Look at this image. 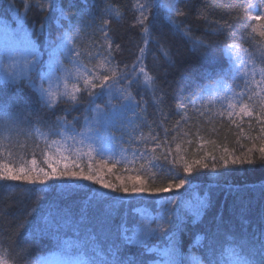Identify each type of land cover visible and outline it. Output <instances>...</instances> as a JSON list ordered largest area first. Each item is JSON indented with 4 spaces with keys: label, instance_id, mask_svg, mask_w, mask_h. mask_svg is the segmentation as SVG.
<instances>
[{
    "label": "trees",
    "instance_id": "16d2710c",
    "mask_svg": "<svg viewBox=\"0 0 264 264\" xmlns=\"http://www.w3.org/2000/svg\"><path fill=\"white\" fill-rule=\"evenodd\" d=\"M12 2L0 0V29L16 32L18 41L26 38L41 54L40 62L28 74L35 87L26 78L7 81V87L0 80L2 94L10 95L20 85L35 111L34 100L41 95L37 90L38 78L49 63L53 68H69L71 64L81 68L82 77L75 83L77 100L84 91L85 79L98 83V77H111L113 71L126 72L137 80L139 88L133 85L129 89L127 79L121 80L118 87L140 102L143 119L134 121L139 127L133 141H129L127 132L122 139H111L107 127L115 131L122 120L126 123L131 116L121 113L119 93L114 91L111 105L106 107L98 125L107 148L85 153L72 128L86 129L85 117L92 120L96 113L90 108L65 111L75 107L74 103H66L68 95L57 94L53 100L44 98L48 101L46 110L40 113L44 123L35 122L33 116L31 124L21 123L11 131L0 127V172L5 168L50 170L47 158L51 157L53 161L61 160L60 167L75 161L85 172L103 168L102 174H107L110 169L107 178L112 183H117L116 176L138 175L148 188L166 191L125 194L105 189L110 195L99 197L95 190L100 185L70 190L59 181L50 180L45 181L48 187L37 192L35 188L39 185L0 179V260L5 264H23L16 258L20 248L8 245L27 239L33 241L28 256L33 264H89V258L96 254L94 249L107 254L108 241L101 231V222L107 216L105 228L113 232L121 223L127 227L129 236L137 231L153 230L144 242L133 246V251L147 264H165L170 239L187 264H195L203 258L209 231L215 232L217 218H222L221 234L217 237L221 242L218 255L223 258V264H237L238 254L229 252L235 245L228 237L238 239L245 231H256L259 216L264 212V162L260 161L259 152L264 147V111L261 110L264 96L256 97L248 92L239 104L226 105L210 91L216 86L242 85L241 75L232 64L233 50L242 52L258 68H264V63L257 59L259 48H264V23L254 20L251 25L242 23L245 0H175L174 8L168 7V0H158L159 9L145 8L150 0H89L90 14L84 17V23L72 21L79 29L71 32L72 43L81 53L76 63H70L66 48L49 49L44 35L25 36L16 23L17 10L9 8ZM14 2L23 14L22 0ZM28 2L36 3V0ZM41 2L46 4L48 0ZM60 3L68 18L60 24L66 25L73 16H79V4L70 7L69 0ZM259 14L255 10L247 13L250 17ZM43 15L36 8L29 11L24 31L31 29L33 23L39 27ZM144 16L151 23L142 27ZM49 30L50 38L55 39L58 31L55 18L49 21ZM196 40L219 42V48L210 57H204L194 44ZM164 52L168 53L167 57ZM142 71L151 79L146 80ZM221 72L228 75L221 79L218 75ZM182 75L187 79H182ZM107 100L105 94L95 103L104 106ZM245 106L247 112L241 110ZM52 127L59 130L58 135L51 134ZM116 136L120 138L121 133L116 131ZM58 142L63 148L59 153L54 149ZM249 149L256 163L242 167L229 163L225 168L221 157L229 162L235 157L247 158ZM65 157L68 159H61ZM185 161L200 163L192 164V171L184 173ZM177 176L186 178L179 189L174 187L179 182ZM206 194L210 206L197 217V202ZM242 208L245 209L243 220ZM26 218L32 224L21 228ZM91 235L96 236L95 241L89 238ZM116 235L118 238L119 234ZM78 242L80 246H75Z\"/></svg>",
    "mask_w": 264,
    "mask_h": 264
},
{
    "label": "snow or ice",
    "instance_id": "6c2138e0",
    "mask_svg": "<svg viewBox=\"0 0 264 264\" xmlns=\"http://www.w3.org/2000/svg\"><path fill=\"white\" fill-rule=\"evenodd\" d=\"M24 5V13L21 14L17 9V6L13 0L12 3L9 4L10 9L17 10L16 23L23 31L25 36L30 34H35L37 36L44 35L47 41V45L49 49H54L57 47H64L67 49V55L71 57L70 63L79 62V58L81 53L78 52L76 46L72 43L74 39L71 37V32L75 29L79 31L76 24H73L72 21H78L79 23H84V17L90 14V5L89 0H69V6H75L77 4L80 5L78 8L79 16H73L71 20H68L66 25L60 24L61 20H67V15L65 9L62 7L60 0H48V2L42 3L41 0H36V3H29L28 0H22ZM175 0H168V7L174 8ZM154 8L159 9L161 7V3L158 0H150L148 5H145V8ZM33 8H36L37 11L44 13L41 17L39 27L33 23L31 29H26V16L29 11ZM257 11L260 14L255 17H250L247 13L251 11ZM244 15L240 17L242 23L245 25H251L253 20L257 22L264 23V0H255V2H251V0H245L244 6ZM143 14V10H142ZM155 15V13H153ZM180 15H184L183 12ZM55 18V21L58 25V31L55 39L51 37V31L49 30V21ZM107 25V21L104 22ZM144 23H151L148 20L147 16H144L143 21H141V26L143 27ZM177 30H179V25H176ZM63 29L62 31L60 29ZM163 38V34L161 33V39ZM189 39H192L189 36ZM57 41H60L57 44ZM196 47L200 48V55L204 57H210L213 52H215L219 48V42H211L205 43L203 40H196L194 42ZM141 55H143L144 49H141ZM260 55L257 59L264 63V48H259ZM40 49L37 48L34 44L29 46V50L27 52L28 56H31L32 59L28 60L24 59V65L27 68L29 65H36L40 62ZM110 55V51H109ZM164 55L167 57L168 53L164 52ZM137 61H140V57L137 58ZM60 71L61 68L57 67L53 69L51 63H49V81L51 83V74L53 71ZM135 69L133 68V71ZM30 71V69H29ZM238 71V70H237ZM259 81L255 80L256 70H253L248 73L251 77V82L245 84V87L251 90V84H255L256 88H261L264 85V68L260 70ZM142 74L145 76L146 80H150L151 78L147 76L146 73ZM221 79L224 76L228 75V73H218ZM18 78L17 75H12L5 70V86L7 87V81L11 79L13 82ZM25 78L28 80L29 85L35 87V82L32 80L31 76L25 73ZM43 75H40V79L43 80ZM182 79H187L186 76L182 75ZM57 81L59 77L56 78ZM127 79L129 81L128 88L131 89L133 85L137 84V80L131 79L130 74L128 73H116L112 72L111 77L108 75H104L102 77H98V83H90L87 79L84 80V91L80 93V99L77 100L76 91L77 89L73 86V89L70 92H66L65 95L69 96V101L66 103L75 104V107H70L68 109H64L65 111L76 110V108H85L96 113V116L92 120H88L85 117V124L87 127V133L83 130L77 131L73 126L72 131L76 133V135H80L81 137H87L94 141V144L99 145L101 149H103V135L101 134V130L99 125L100 119L104 116L106 107L111 105L113 92L119 93L117 96L120 99L121 103L119 105L121 109V113H131L130 117H127V122L125 123L123 120L121 121L120 127L115 131H112L111 127H107V131L113 140L122 139L124 133L127 132L129 141H133L135 138V132L138 130V125L134 124L136 120H142L143 117L140 114L141 104L140 102H136L131 95H125L124 89L118 87L121 80ZM229 89L225 88V91ZM41 93L40 97L35 98L34 102L37 106L35 111H32L33 102L27 98L25 89L20 85H17L16 88L11 92L10 95L5 96L0 91V127L5 130L11 131L16 128L19 124H31L33 122V116H35V122L44 123L40 113L45 111L48 106V101L44 100L45 95H51L50 89H44L41 85L39 88ZM105 94L108 95V100L106 105L101 106L95 103L97 98L103 97ZM94 106V107H93ZM244 112H247V107H242L241 109ZM261 110L264 111V103L261 105ZM76 118H74L75 120ZM264 130V129H262ZM52 135H58L59 130L56 127H52L50 129ZM116 131L121 133V137L117 138ZM75 139V136L72 137ZM79 143L83 144L84 139H81ZM90 150H95V147L92 146ZM79 152V150H77ZM252 149L248 150L247 158L245 157H235L229 162V160L225 157H221L223 160V164L227 169L229 167V163L232 166H244L245 164L252 165L256 163L251 158ZM261 153L260 161L264 162V147L259 149ZM62 160H67L68 158H61ZM48 169L40 168L38 171L33 170H25L24 168H20L18 171H15L11 168H5L2 172H0V179H6L11 181H24L27 182L28 185L37 186L35 190L37 192H42L44 187H48L49 185L45 184V181H59L65 188L70 190H78L83 188H90L92 184L100 185V189L95 190L99 197H104L106 195H110V193H106L103 190L110 189L112 192H121L125 194H143L148 192H164L166 189L164 188H155L150 189L145 186L144 183L140 182L141 177L136 175H129L126 177L116 176L117 183H112L111 180L107 178L108 175H111V170L108 169L107 174H102L104 169L101 168L99 170H90L85 172L80 166L75 162L71 161V163L65 162L63 167H60L61 160L53 161L51 157L47 158ZM199 161H192V163L184 162L183 172L188 173L192 171V164L199 165ZM114 167V165H113ZM207 167V165H204ZM216 167V164L213 163V168ZM172 171V169H169ZM179 180L178 183L174 185L175 188L179 189L182 185L185 184L186 178L181 179L177 176ZM91 182V184L85 183ZM173 185H170L172 187ZM113 200H117L115 196H111ZM210 206L208 196L205 195L204 198L199 199L196 206V216L199 217L203 214V210ZM241 218L243 220V216L245 213V209H241ZM30 215H34V212ZM68 214L65 213L66 217ZM81 220H83V210L81 214ZM165 222H167V217L164 218ZM217 228L215 232L211 230L208 233L209 243L207 247L203 251V258L197 259L195 264H223V258L218 255L219 248L221 246V242L217 239L220 233V223H222V218H217ZM108 221V217H105V220L101 222V231L105 234V238L108 241V250L107 254L103 252L102 249H94L95 256L89 258V264H147V262L138 256L135 251H133V246L139 243L144 242L145 237L149 234H152L153 230H141L137 231L133 236L127 235L128 229L124 223H121L113 232L110 228H105V224ZM247 224V221H243ZM259 227L256 231L251 233L245 231L238 239H233L232 237H228L229 241L235 245V249L230 248L229 252H237V264H264V212H261L259 216ZM32 224L30 219L25 220L24 224L21 225V228L29 226ZM48 221L45 220V226L47 228ZM45 228V230H46ZM43 231V230H41ZM116 233L119 234L118 238ZM27 235V234H25ZM111 237V239H108ZM92 241L96 240L95 235H91L89 237ZM33 241L25 239L23 243L15 242L10 243L9 248L15 249L16 247L20 248V254L16 257L23 264H33V262L28 259L30 255V247ZM87 242V241H85ZM75 246H80L79 242ZM168 260L165 264H187L184 257L180 256L175 247V243L170 239L169 240V248L167 249ZM142 255V254H141ZM0 264H5L4 260H0Z\"/></svg>",
    "mask_w": 264,
    "mask_h": 264
},
{
    "label": "rangeland",
    "instance_id": "374dc122",
    "mask_svg": "<svg viewBox=\"0 0 264 264\" xmlns=\"http://www.w3.org/2000/svg\"><path fill=\"white\" fill-rule=\"evenodd\" d=\"M17 33L10 32L7 30L0 29V80L4 81L5 76V70L9 74L17 75L18 78L15 80H19L22 78H25V73L27 75L32 69V65L27 66V68L24 65V59L27 58L30 60V56L27 55V52L29 50V41L26 38H22L19 41L16 40ZM19 38V37H18ZM232 64L237 68L239 71V75H241V86H237L234 88H228L226 86L220 87L216 86L215 90L210 91V93L216 94L217 98L224 104L229 105L232 103L239 104V101H241L242 96L245 94H250L254 96L262 97L264 96V85L261 86V88H256L255 84H251V90L245 87V84L251 82V77L248 75L253 68L256 70V76L255 80L259 81L261 79L260 77V68L255 66V64L251 63L249 58L245 57L242 52H238L237 50H233L232 52ZM61 68L60 71H53L51 76V83L49 81V66L46 67V70L43 75V80L40 79L39 76V86H37V90L39 91L40 86L42 85L44 89H50L51 95H45L44 98L47 100H53L57 97V94L60 96H66V92H70L73 89V86H76V80L82 77V70L79 66L76 64H71L69 68H64L62 66H59ZM57 68V67H56ZM53 68V69H56ZM30 69V71H29ZM57 77H59V80L57 81ZM8 81H12L9 79ZM77 87V86H76ZM75 87V88H76ZM225 88L229 89L228 91H225ZM41 94V93H40ZM212 95V97H214ZM216 98V97H215ZM217 100V99H215ZM106 129V127H105ZM104 129V130H105ZM85 133H87V128L83 130ZM84 139V143L82 145L83 151L85 153L93 152L98 149H101L99 145L94 144V141L91 139H88L87 137H81L80 135L77 136L78 142ZM79 146V145H78ZM94 146L95 150H90V148ZM106 145L103 144V149H106ZM54 149L56 152L63 151L62 145L60 142L56 143L54 146ZM57 264V262H55Z\"/></svg>",
    "mask_w": 264,
    "mask_h": 264
}]
</instances>
